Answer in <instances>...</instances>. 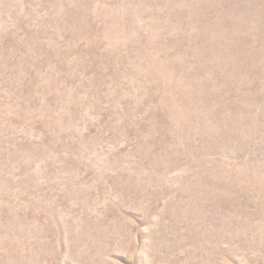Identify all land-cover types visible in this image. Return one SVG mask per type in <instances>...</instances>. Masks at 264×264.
<instances>
[{"label": "rangeland", "instance_id": "1", "mask_svg": "<svg viewBox=\"0 0 264 264\" xmlns=\"http://www.w3.org/2000/svg\"><path fill=\"white\" fill-rule=\"evenodd\" d=\"M0 264H264V0H0Z\"/></svg>", "mask_w": 264, "mask_h": 264}]
</instances>
